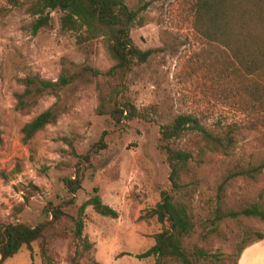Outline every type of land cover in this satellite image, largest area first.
<instances>
[{"label": "rangeland", "instance_id": "374dc122", "mask_svg": "<svg viewBox=\"0 0 264 264\" xmlns=\"http://www.w3.org/2000/svg\"><path fill=\"white\" fill-rule=\"evenodd\" d=\"M33 1L11 7L0 0V223L35 226L50 220L51 208L58 205L75 214L97 188L102 202L118 217L85 207L83 235L93 248L77 264H154L153 256H136L153 245L152 235L160 225L138 217L169 187L159 129L187 113L232 142L196 156L197 184L187 201L194 232L186 247L207 252L202 264H264V236L257 239L258 233L264 234V220L231 215L255 203L264 208V125L255 120L261 109L252 102L244 104L238 94L226 97L223 83L217 89L215 72L207 63L220 49L194 30V0H124L133 10L148 2L137 14L142 23L129 34L138 48L152 53L125 79L124 93L138 116L119 122L95 113L96 78L90 75L62 88L59 97H36L28 114L15 110L14 94L23 91L19 80L25 76L56 80L63 66L72 72L83 66H110L100 40L81 48L73 33L59 30L55 13L50 26L32 34L28 8ZM53 104L62 112L56 123L23 143L24 123ZM76 175L80 188L72 194L64 179ZM30 184L38 190L14 215ZM72 196L73 204L67 205ZM32 247V258L22 247L3 264H41L38 246ZM52 248L54 264H71L69 239H56Z\"/></svg>", "mask_w": 264, "mask_h": 264}, {"label": "trees", "instance_id": "16d2710c", "mask_svg": "<svg viewBox=\"0 0 264 264\" xmlns=\"http://www.w3.org/2000/svg\"><path fill=\"white\" fill-rule=\"evenodd\" d=\"M20 1L6 0V3L14 7ZM147 3L133 10L124 0H34L28 8L33 17L30 23L32 34L50 26L53 21L51 13H55L59 30L73 33L81 48L100 40L110 66L106 70L83 66L77 72L63 66L56 80L44 79L38 74L25 76L19 80L23 91L14 94L15 110L28 114L36 105V97L45 94L59 97L62 88L74 83L80 76L90 75L96 78V114L109 115L116 122L137 117L135 105L124 93L125 79L134 65L146 62L152 50L138 48L129 33L132 27L142 23L137 14L147 7ZM193 9L194 30L220 49L214 60L207 63V68L215 72L217 89L223 83L226 97L231 93L238 94L244 104L252 102L254 107L260 108L262 114L255 120L264 125V0H194ZM61 113L55 104L38 113L22 126L21 141L29 142L47 125L56 123ZM225 142H232L230 136L211 132L198 117L187 113L160 127L159 149L170 169L169 187L160 192L154 207L138 217L139 221L154 220L160 229L152 235L153 245L136 257L153 256L154 264H202L201 260L209 257L202 248L194 246L189 251L186 247V241L194 232L187 201L197 184L199 161L196 156L205 149L216 151ZM64 185L69 193L74 194L80 188V177L76 175L74 179H64ZM37 190V186L29 185L24 200L15 206L14 215L22 211ZM93 191L94 194L78 207L75 214L58 205L51 208L50 220L35 226L0 223V264L22 247L30 251L32 258L33 243L38 246L41 264H54L52 244L56 239L70 240L73 253L68 256V261L77 264L93 248V242L83 235L85 207L91 206L95 213L104 217H118L115 209L102 202L97 188ZM73 199L74 196L66 204H73ZM240 214L264 220V208L260 203L231 215ZM263 236L258 233L257 239ZM242 250L240 247L239 254Z\"/></svg>", "mask_w": 264, "mask_h": 264}]
</instances>
